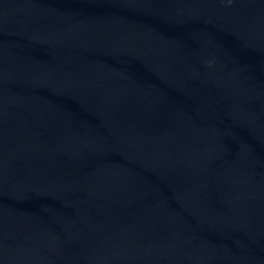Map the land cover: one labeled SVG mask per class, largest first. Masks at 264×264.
Returning a JSON list of instances; mask_svg holds the SVG:
<instances>
[{
    "label": "water",
    "instance_id": "water-1",
    "mask_svg": "<svg viewBox=\"0 0 264 264\" xmlns=\"http://www.w3.org/2000/svg\"><path fill=\"white\" fill-rule=\"evenodd\" d=\"M0 264H264V0H0Z\"/></svg>",
    "mask_w": 264,
    "mask_h": 264
}]
</instances>
